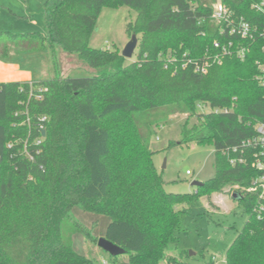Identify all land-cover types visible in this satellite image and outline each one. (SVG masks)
<instances>
[{"label": "trees", "instance_id": "trees-1", "mask_svg": "<svg viewBox=\"0 0 264 264\" xmlns=\"http://www.w3.org/2000/svg\"><path fill=\"white\" fill-rule=\"evenodd\" d=\"M219 1L264 27V0H47L46 34L0 30L1 57L12 48L55 56L59 45L92 69L33 86L0 82V264H95L73 246L76 233L99 239L75 207L110 218L105 236L125 249L129 264H188L186 251L168 252L186 230V215L202 195L228 187L247 219L226 264H264V210H254L264 200L247 191L262 172L254 151L241 146L264 123L257 78L264 37L251 41L246 58L222 54L214 41L228 37L212 19ZM125 4L137 12L126 27L139 42L128 62L119 48L89 43L102 8ZM197 64L206 72L194 71ZM200 104L212 112H199ZM176 113L198 123L186 119L182 138L168 147L215 149V174L193 193L167 191L153 160L156 127ZM241 154L245 162H230Z\"/></svg>", "mask_w": 264, "mask_h": 264}, {"label": "rangeland", "instance_id": "rangeland-1", "mask_svg": "<svg viewBox=\"0 0 264 264\" xmlns=\"http://www.w3.org/2000/svg\"><path fill=\"white\" fill-rule=\"evenodd\" d=\"M46 1L0 0V30L15 33L39 31L46 34ZM100 12L89 43L95 48H119L122 51L131 38L126 23L134 20L137 12L126 4L105 6ZM135 58L136 50L132 57H127V62ZM14 70L31 71L34 83L50 79L57 73L64 77L92 75V69L76 53L63 50L59 45L56 46L55 56L51 49L16 51L12 48L7 57L0 56V82L15 80L17 77H11ZM198 110L203 112L200 108ZM186 119L189 126L198 123L195 115L190 117L186 113H176L169 121L156 127L151 140V148L156 150L153 156L155 166L166 181V190L173 193H193L196 189L192 185L194 180L205 182L215 174L213 145L192 143L168 147L171 141L182 138L181 130ZM188 170L190 173H187ZM232 194L234 191L228 187L214 191L210 196L202 195L185 217L183 225L186 230L180 232L177 246L172 244L168 252L179 256L180 252L186 251L181 259L188 264H226L227 249L247 219ZM73 214L90 227L98 238L104 235L105 226L110 221L106 215L84 212L79 207L73 209ZM79 235L89 246L87 253L98 247V251L90 255L95 264H103V258H107L111 264H128L127 253L113 256L99 247L97 242L85 239L81 233Z\"/></svg>", "mask_w": 264, "mask_h": 264}, {"label": "built area", "instance_id": "built-area-1", "mask_svg": "<svg viewBox=\"0 0 264 264\" xmlns=\"http://www.w3.org/2000/svg\"><path fill=\"white\" fill-rule=\"evenodd\" d=\"M258 7L264 9V1H262ZM214 11L212 13V19L214 23L220 27V34L228 37L226 42L221 39H216L214 41V46L221 49L222 54L236 55L238 54L241 58H246L250 55L252 50L251 41L255 39L256 36L264 37V27L262 29L259 26L254 25L252 22H248L243 17H234L231 9L228 8L224 3L219 1L214 6ZM238 37L240 40L236 42L234 38ZM246 41V42H243ZM264 51V47H263ZM258 69L260 72L257 76L260 84L264 85V61L258 62ZM194 71L206 72V64L195 65ZM30 86L34 85V82H29ZM199 108L203 110V113L212 112L209 105L200 104ZM45 119L42 117L41 120ZM40 128L43 127V123L38 122ZM257 134L255 137L247 138L243 140L242 147L251 148L253 152V166L261 170V175L256 178L253 184L247 188V191L257 192L260 196V200H264V123H257L255 126ZM236 150V149H235ZM237 151V150H236ZM246 157L240 155L239 158H233L230 160L232 164H237L240 162H245ZM187 173H190L188 170ZM254 210L257 212H262L264 210L263 203L260 202ZM104 264H109L104 262Z\"/></svg>", "mask_w": 264, "mask_h": 264}, {"label": "water", "instance_id": "water-1", "mask_svg": "<svg viewBox=\"0 0 264 264\" xmlns=\"http://www.w3.org/2000/svg\"><path fill=\"white\" fill-rule=\"evenodd\" d=\"M138 39L137 35L133 34L128 41L127 45L124 47L122 50V55L127 58V57H132L137 46H138ZM204 182L194 180L192 185L198 187L203 185ZM236 196V195H235ZM97 245L104 250L108 251L111 255L117 256L118 254L125 253V249L122 248L121 246H117L114 244L112 241H110L106 236H102L98 239Z\"/></svg>", "mask_w": 264, "mask_h": 264}, {"label": "crops", "instance_id": "crops-1", "mask_svg": "<svg viewBox=\"0 0 264 264\" xmlns=\"http://www.w3.org/2000/svg\"><path fill=\"white\" fill-rule=\"evenodd\" d=\"M31 75H32L31 71H28V70H26V71H18V72L16 70H14V71L11 72V77H17V78H15V80H8V81H19V80L20 81H33ZM105 233H106V231H104V235L103 236H105ZM73 246L75 247V249L79 253L85 255L86 257L88 256L89 258H91L90 255L92 253L98 251V247H96V248L91 249L90 253H87V250H88L89 246H87V244H85V242L82 239V236L79 235V233L74 234V236H73ZM102 262H103V264H104V262H108L109 264H111V261H109L107 258H103ZM128 264H129V261H128Z\"/></svg>", "mask_w": 264, "mask_h": 264}]
</instances>
